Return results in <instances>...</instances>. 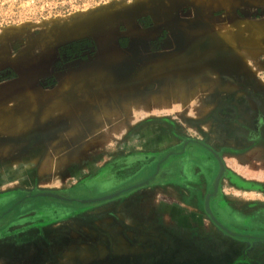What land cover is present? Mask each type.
I'll return each mask as SVG.
<instances>
[{
  "label": "rangeland",
  "instance_id": "obj_1",
  "mask_svg": "<svg viewBox=\"0 0 264 264\" xmlns=\"http://www.w3.org/2000/svg\"><path fill=\"white\" fill-rule=\"evenodd\" d=\"M170 33L217 43L250 34L255 54L250 70L256 73L260 103L256 120L258 126L264 123V0H0V76L12 71L19 77L9 63L17 59L25 84H46L57 75L59 49L81 41L89 43L91 60L75 73L102 74L96 67L106 51L121 47L122 39L135 38L139 49L152 53L151 46ZM126 58L113 60L114 68ZM194 106L191 102L189 109ZM106 107L120 109L111 96L101 99L97 110ZM4 108L1 102L0 264H264V134L223 156L226 171L210 203L232 237L213 224L205 208L219 167L176 154L182 144L202 138L181 118L205 115L129 114V124L146 123L139 136L129 137L118 116L97 121L96 130L81 129L75 137L63 125L36 126L32 136L42 138L28 153L36 176L28 178L19 177L30 166L20 162L25 152H17L22 147L15 136L22 131L3 128L10 123ZM140 138L144 141L137 145ZM177 163L180 174L174 172ZM72 167L79 168L75 176ZM157 169L161 173L153 178ZM141 182L140 188L92 201Z\"/></svg>",
  "mask_w": 264,
  "mask_h": 264
},
{
  "label": "crops",
  "instance_id": "obj_2",
  "mask_svg": "<svg viewBox=\"0 0 264 264\" xmlns=\"http://www.w3.org/2000/svg\"><path fill=\"white\" fill-rule=\"evenodd\" d=\"M224 38L217 39V43L202 36L201 39L190 42L184 35L175 36L170 33L160 50L154 53H145L129 42L125 48H121L127 57L124 65L128 72L123 75L125 77L121 82L120 94L116 93L119 111H113L110 107L97 110L101 99L113 97L106 89L107 79L103 82L106 84L102 90L97 85L95 76L87 74L66 76L48 91L34 87L32 81H28V88L13 97L16 98L13 102L15 105L11 104L14 111L7 112L9 122L16 123L17 131L22 130V124H28V135L32 134L34 127L43 124L51 128L55 126V129L63 125L61 128L64 130L79 134L81 129L96 130L97 121H111L115 116L120 118L126 130H131L140 122L128 123V115L133 113H147L150 116L160 113L175 116L203 113L202 109H207L208 106L204 104V100L213 90L217 89L225 98L229 91L237 89L232 81L216 80L211 67H248L250 72L251 58L255 55L251 50L250 34L243 39L229 37L230 39L225 38L226 41ZM238 45L243 46L244 55ZM191 102L197 103V107L189 109ZM18 103L21 106L17 107ZM11 105L7 110H13ZM123 107L127 110L123 111ZM42 160L39 162L43 163ZM31 162L34 160L28 159V173L32 168Z\"/></svg>",
  "mask_w": 264,
  "mask_h": 264
},
{
  "label": "flooded vegetation",
  "instance_id": "obj_3",
  "mask_svg": "<svg viewBox=\"0 0 264 264\" xmlns=\"http://www.w3.org/2000/svg\"><path fill=\"white\" fill-rule=\"evenodd\" d=\"M255 20L258 19V17H254ZM168 39L167 34L162 38L159 39L157 43L151 46L150 51L152 53L158 52L160 50V47L164 42ZM129 43L128 39H122L120 41L121 48H125ZM89 43L87 41H81L76 42L71 45L65 46L63 48H60L58 51V66H55L54 68V74L57 75H51L48 78H46L44 81H46V84H43L42 82L38 85L39 88H41L43 91L52 90L54 87H56L58 83V78L69 76L67 74L75 73L77 70H79L81 67H84L88 63H90L91 56L90 52L88 51ZM214 70V71H213ZM216 71V72H215ZM211 72H214L216 75L214 76L216 80H225V81H232L236 84L237 88L235 91H229L226 95V97H222L220 92L216 90H213V93L210 94L209 97H206L204 100V104H207V109H202L204 112L200 113L203 116L200 118V120H192L188 118H181L184 119L188 124L192 125L194 124V129L201 132L202 138L201 140H196L193 142H186L182 144V148L178 150L177 156H179L181 159L183 157H186L187 161H198L200 159H205L204 163H207L209 165H214L219 167V174L216 176L215 182L213 183V191L212 194H208L206 197H208V208L210 211V218L211 221L215 226H217L220 230L223 232H226L229 236L236 237L234 233H232L229 229H227L225 226H223L222 223L218 221L214 217V214L212 212V205L210 203V200L212 198V195L216 194L218 191V188L220 186V182L225 174V166L223 162V156L225 153L231 151V150H237L241 147V145L244 143L246 146H251L248 143H254L255 142V136L257 135L260 137L264 134V123L260 124L258 126L257 124V118L256 114L258 113L257 107L260 103H258V95H257V85H256V73H252V71H245L243 75H241V67L238 66H221L217 65L215 67H211ZM19 77L15 75L14 72H9L6 76H0V105L1 102L4 105H15L13 102H15V99L13 97H16V93H21L23 89L28 88V85L25 84L23 89H17V90H11L10 85H12L15 80L17 81ZM51 79V81L49 80ZM12 96H9V95ZM261 100V98H260ZM7 102V103H6ZM19 102V101H18ZM203 104V106H204ZM20 105V103L17 104V107ZM258 105V106H257ZM21 106V105H20ZM12 107V105H11ZM13 110L5 109L8 112H13L14 107H12ZM243 109V110H242ZM241 113H244L245 119L242 121L238 117ZM182 116V115H181ZM248 116V117H247ZM264 121V118L261 119ZM197 121V122H196ZM23 127L20 133L16 134L19 146L22 147L17 152L24 151L26 155L25 160L23 163L28 165V153L31 155L33 151V146L37 147L40 146V135L32 136V134L28 135V124H22ZM146 123L144 121H140L138 124H136L130 131L129 135L127 137L132 136L133 133L136 132L138 136L140 135L139 132H143L145 129ZM208 125L207 128H204L203 126ZM3 128L7 127L11 131L14 130L15 133H17V125L16 123H6V126L2 125ZM9 126V127H8ZM24 131V132H23ZM205 131V132H204ZM126 137V140H128ZM228 138L232 140V142L228 141ZM126 140L124 142H126ZM143 140L142 138L139 139V141ZM229 143V144H228ZM232 143V145L230 144ZM230 145V146H229ZM229 149V150H228ZM15 151V152H16ZM16 152V153H17ZM37 152V150H36ZM31 158V157H30ZM32 159V158H31ZM11 164L13 162L9 161ZM119 163V162H114ZM127 161L122 160L120 164L125 165ZM14 164V163H13ZM23 164V165H25ZM128 165V164H126ZM182 164L177 163L176 169L174 170L175 173L181 172ZM222 168V170H221ZM76 167L71 168L72 175L75 176L76 172H79ZM140 168H137V170ZM160 169V168H159ZM25 173L28 172V166H24ZM32 172L29 170V173ZM28 173V174H29ZM160 171L157 169L153 172V178H156L160 175ZM28 174H22V176L19 177H28ZM15 177L13 174H10L9 176ZM37 175V174H36ZM36 177L29 174L28 178ZM139 177V176H138ZM153 178L151 180H153ZM148 180L145 182H149ZM144 182L132 185L130 187H127L125 189L120 190L119 192H115L113 194H123L124 192H128L129 190H133L134 187L140 188V185ZM150 183V182H149ZM144 186V185H143ZM112 195V194H110ZM21 202L15 204L14 207H12L11 211L15 209Z\"/></svg>",
  "mask_w": 264,
  "mask_h": 264
},
{
  "label": "water",
  "instance_id": "obj_4",
  "mask_svg": "<svg viewBox=\"0 0 264 264\" xmlns=\"http://www.w3.org/2000/svg\"><path fill=\"white\" fill-rule=\"evenodd\" d=\"M130 39H132V40H130V43L133 46L140 47V46H138V42H136L135 38H130ZM113 51L118 53V56L117 57H119L121 55H124V52L122 51L121 47H119L118 45L115 48V50L106 51L105 56H103L106 59L105 60H102L101 65H99L98 67H96V69L102 70L103 73L102 74L101 73L100 74L98 73V75L96 74L94 76L97 79V81H98L97 85L101 88V90L104 89V84H106V83H103V82L107 79L106 80V82H107V88L109 90L107 88L106 89L110 93L113 94V98L115 97L114 98L115 102L118 103L119 102V99L116 98V96H118L116 93L120 94V91H121V82L124 79L123 77H125L123 75L128 72V69H127V66L124 65L125 60L122 62L120 68H118L117 70H116V68H114L115 66L113 65V60L117 59V57H113V58L112 57H108V55L111 52H113ZM120 53H121V55H120ZM90 71L91 70H87L85 72H90ZM92 71H94V70H92ZM87 75H89V74H87ZM98 90H100V89H98ZM221 170H222V168H221ZM116 195L117 194H112V195H108V196H105V197H101L99 199H95V200H92V201H103V200H107V199H110V198L115 197ZM37 196H40V197H50V198L65 200L64 198H62V197H60L58 195L50 194V193H39V194H37ZM207 200H208V197H207ZM207 200H206V206H205V208H206L207 214L210 215V211H209V208H208ZM82 202L84 203V202H87V201H82Z\"/></svg>",
  "mask_w": 264,
  "mask_h": 264
},
{
  "label": "bare ground",
  "instance_id": "obj_5",
  "mask_svg": "<svg viewBox=\"0 0 264 264\" xmlns=\"http://www.w3.org/2000/svg\"><path fill=\"white\" fill-rule=\"evenodd\" d=\"M24 57H25V55H24ZM9 63H10L11 66L12 65L14 66V67L12 66L13 68L18 69L20 76L17 79V81L15 80V82L12 85H10V87L8 86L6 88H10L11 90H17L18 88L19 89H23V87L25 86L26 79H25V77L23 75L24 73L22 72V70H21V68L19 66L20 61L16 59V60H13V61H9Z\"/></svg>",
  "mask_w": 264,
  "mask_h": 264
}]
</instances>
